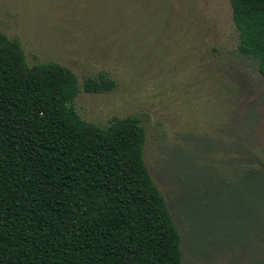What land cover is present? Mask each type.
<instances>
[{
  "label": "rangeland",
  "instance_id": "374dc122",
  "mask_svg": "<svg viewBox=\"0 0 264 264\" xmlns=\"http://www.w3.org/2000/svg\"><path fill=\"white\" fill-rule=\"evenodd\" d=\"M0 32L21 41L29 64L60 62L80 84L116 80L111 91L82 90L74 105L104 126L142 117L145 161L185 264H264L251 219L263 213L259 184L229 179L264 166V75L238 53L230 0H0Z\"/></svg>",
  "mask_w": 264,
  "mask_h": 264
},
{
  "label": "trees",
  "instance_id": "16d2710c",
  "mask_svg": "<svg viewBox=\"0 0 264 264\" xmlns=\"http://www.w3.org/2000/svg\"><path fill=\"white\" fill-rule=\"evenodd\" d=\"M230 2L238 53L264 75V0ZM116 86L107 73L80 84L60 62L29 64L21 41L0 32V264H185L181 232L145 161L142 117L104 126L74 105L82 90ZM248 167L229 179L259 184L263 213L251 219L264 241V166ZM220 182L235 198L240 187Z\"/></svg>",
  "mask_w": 264,
  "mask_h": 264
}]
</instances>
